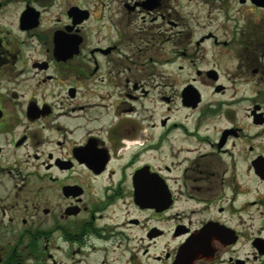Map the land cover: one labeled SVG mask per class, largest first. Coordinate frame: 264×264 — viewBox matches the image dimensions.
Returning <instances> with one entry per match:
<instances>
[{"label":"flooded vegetation","instance_id":"1","mask_svg":"<svg viewBox=\"0 0 264 264\" xmlns=\"http://www.w3.org/2000/svg\"><path fill=\"white\" fill-rule=\"evenodd\" d=\"M0 264H264V0H0Z\"/></svg>","mask_w":264,"mask_h":264},{"label":"rangeland","instance_id":"2","mask_svg":"<svg viewBox=\"0 0 264 264\" xmlns=\"http://www.w3.org/2000/svg\"><path fill=\"white\" fill-rule=\"evenodd\" d=\"M59 6H57V8H58Z\"/></svg>","mask_w":264,"mask_h":264}]
</instances>
